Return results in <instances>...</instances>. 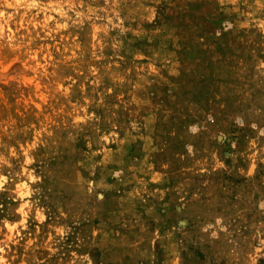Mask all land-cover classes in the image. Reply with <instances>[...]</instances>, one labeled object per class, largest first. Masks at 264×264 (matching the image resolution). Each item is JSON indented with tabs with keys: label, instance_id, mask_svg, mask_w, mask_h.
I'll return each mask as SVG.
<instances>
[{
	"label": "rangeland",
	"instance_id": "rangeland-1",
	"mask_svg": "<svg viewBox=\"0 0 264 264\" xmlns=\"http://www.w3.org/2000/svg\"><path fill=\"white\" fill-rule=\"evenodd\" d=\"M0 264H264V0H0Z\"/></svg>",
	"mask_w": 264,
	"mask_h": 264
}]
</instances>
